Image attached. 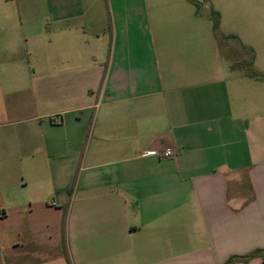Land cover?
<instances>
[{
  "label": "crops",
  "instance_id": "obj_1",
  "mask_svg": "<svg viewBox=\"0 0 264 264\" xmlns=\"http://www.w3.org/2000/svg\"><path fill=\"white\" fill-rule=\"evenodd\" d=\"M203 2L152 48L142 0H0V264H264V0L257 77L198 52Z\"/></svg>",
  "mask_w": 264,
  "mask_h": 264
},
{
  "label": "rangeland",
  "instance_id": "obj_2",
  "mask_svg": "<svg viewBox=\"0 0 264 264\" xmlns=\"http://www.w3.org/2000/svg\"><path fill=\"white\" fill-rule=\"evenodd\" d=\"M146 4V9L149 13V43L153 48L156 44L153 40H156L158 24L150 21L157 20L158 15H164L168 20L174 17L175 8H179L176 4L185 2V0H142ZM201 3V2H200ZM236 0H205L199 9L195 6L191 7V10L195 12L200 11L201 16L199 21L195 25V32L197 36L198 52L204 51V54H225L227 55V61L231 63L233 68L243 71L245 75H250L253 71L251 60L253 50L258 46L261 50L263 44L260 42V38H255L252 33V27L246 22H236L234 16H230V8H234ZM174 8V10H173ZM183 11V10H181ZM212 11H216L223 16L221 19L220 33L223 38H217L213 32V21L210 16ZM222 12V13H221ZM254 30V29H253ZM244 37V40L241 37ZM235 38V39H234ZM243 40V41H242ZM241 41L243 43H241ZM244 46V48L241 46ZM254 45V47L252 46Z\"/></svg>",
  "mask_w": 264,
  "mask_h": 264
},
{
  "label": "trees",
  "instance_id": "obj_3",
  "mask_svg": "<svg viewBox=\"0 0 264 264\" xmlns=\"http://www.w3.org/2000/svg\"><path fill=\"white\" fill-rule=\"evenodd\" d=\"M197 3V2H195ZM211 19L213 21V31L217 38H223V35L220 33V25H221V19L220 14L216 11H212ZM235 39V38H234ZM253 61V59H252ZM250 76L257 77L256 72L252 71Z\"/></svg>",
  "mask_w": 264,
  "mask_h": 264
},
{
  "label": "built area",
  "instance_id": "obj_4",
  "mask_svg": "<svg viewBox=\"0 0 264 264\" xmlns=\"http://www.w3.org/2000/svg\"><path fill=\"white\" fill-rule=\"evenodd\" d=\"M162 156L164 158H172L174 156V152L171 148H168L162 153Z\"/></svg>",
  "mask_w": 264,
  "mask_h": 264
}]
</instances>
